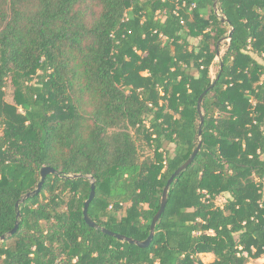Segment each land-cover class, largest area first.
<instances>
[{
    "label": "trees",
    "instance_id": "1",
    "mask_svg": "<svg viewBox=\"0 0 264 264\" xmlns=\"http://www.w3.org/2000/svg\"><path fill=\"white\" fill-rule=\"evenodd\" d=\"M215 1L0 0V264L264 255V0ZM200 140L149 247L101 231L145 241Z\"/></svg>",
    "mask_w": 264,
    "mask_h": 264
},
{
    "label": "water",
    "instance_id": "2",
    "mask_svg": "<svg viewBox=\"0 0 264 264\" xmlns=\"http://www.w3.org/2000/svg\"><path fill=\"white\" fill-rule=\"evenodd\" d=\"M213 8H214V11H215V14L217 16H220L219 14V10H218V0L215 1L214 5H213ZM222 22L225 24L226 23V20L225 19H222ZM232 34H233V30L230 32V34L228 35V40L230 41L231 40V37H232ZM221 55L220 51H218L217 53V57L219 58ZM222 68L223 66L221 67V71H222ZM221 73L219 74L218 78L216 81H218L219 77H220ZM215 84H213L209 89H207L199 98V101H198V113L199 115L201 116V124H200V130H199V137L202 136V128H203V125L205 123V119L203 117V114H202V100L203 98L210 92V90L214 87ZM201 140L199 142V145L198 147L196 148V150L193 152L192 156L190 157V159L185 163L183 164L172 176L171 178L168 180L164 190H163V194H162V199H161V204H160V209L159 211L157 212V214L155 215L153 221H152V224H151V232H150V236L145 240V241H138V240H135L133 238H128L124 235H121V234H116L114 232H111L105 228H101V231L108 235V236H111V237H114L122 242H127L129 244H134V245H137L138 247L140 248H147L150 246V244L152 243L153 241V238L155 236V231H156V226L158 224V222L160 221L162 215L164 214L165 210H166V206L168 204V199H169V190L173 184V182L175 181V179L183 172L185 171L186 169H188V167L194 162L195 158L197 157V155L200 153L201 151ZM56 174V171L52 168H49V167H45L41 170V182L39 183L37 189L33 192H29L28 194H26L21 202L29 199V198H32L36 195H38L45 182H46V179L49 175H54ZM77 177H80V176H75V178ZM96 196V185L94 182L91 183V191H90V197L89 199L87 200V202L85 203V206H84V209H83V217H84V221L85 223L91 227V228H95V229H98V225L90 218L89 216V207H90V204L92 203V201L94 200ZM19 204H17L16 206V209L19 210ZM20 221H21V214L20 212L18 211L17 212V223L15 225V228L7 235H4L0 238V243H3L7 238H10L12 236H14L18 230H19V227H20Z\"/></svg>",
    "mask_w": 264,
    "mask_h": 264
},
{
    "label": "rangeland",
    "instance_id": "3",
    "mask_svg": "<svg viewBox=\"0 0 264 264\" xmlns=\"http://www.w3.org/2000/svg\"><path fill=\"white\" fill-rule=\"evenodd\" d=\"M191 43H192V44H197V41H195V40L192 39V40H191ZM225 49H226V44H223L222 47H221L220 53L222 54V53L225 51ZM220 60H221V55H220L219 58L217 57V59H216V63H219ZM218 70H219V68L216 66V68H215L214 71H213V78H215V76H216ZM168 149L170 150L171 153H173V151H174V147H173L172 145H170V146L168 147ZM146 154H147V155L151 154V151H147ZM225 202H226V199H225L224 197H219V198L216 200V205L219 206V207H223L224 204H225ZM120 215H123V213H121ZM211 259H212V256H211V255H208V256L205 257V260H206V261H210Z\"/></svg>",
    "mask_w": 264,
    "mask_h": 264
},
{
    "label": "built area",
    "instance_id": "4",
    "mask_svg": "<svg viewBox=\"0 0 264 264\" xmlns=\"http://www.w3.org/2000/svg\"><path fill=\"white\" fill-rule=\"evenodd\" d=\"M185 3L182 5V7H185ZM196 8V5L193 4L189 11H192L193 9ZM178 9L175 11L177 12ZM184 21H182L183 23ZM255 253H256V250L254 248H252V252L251 254L248 252V251H245V250H242L240 255L241 257L245 258L247 260V264H264V255H262L261 257H258V258H255Z\"/></svg>",
    "mask_w": 264,
    "mask_h": 264
}]
</instances>
